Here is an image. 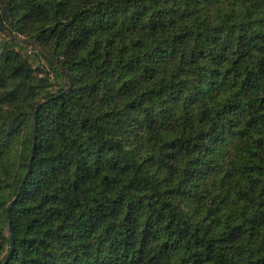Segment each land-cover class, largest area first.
<instances>
[{
	"label": "trees",
	"instance_id": "trees-1",
	"mask_svg": "<svg viewBox=\"0 0 264 264\" xmlns=\"http://www.w3.org/2000/svg\"><path fill=\"white\" fill-rule=\"evenodd\" d=\"M0 15V264H264V0Z\"/></svg>",
	"mask_w": 264,
	"mask_h": 264
},
{
	"label": "water",
	"instance_id": "water-1",
	"mask_svg": "<svg viewBox=\"0 0 264 264\" xmlns=\"http://www.w3.org/2000/svg\"><path fill=\"white\" fill-rule=\"evenodd\" d=\"M0 32L3 33L6 37H8V38H10L12 40H15L17 42L28 44V45H31V46L35 47L37 49V51L42 53L45 57H47L50 61H52L60 69V71L65 75V83L66 84H70L69 76L65 72L63 66L60 65L59 61L56 60L53 57V55L49 51H47L45 48H43L38 42H36V41H34V40L30 39V38H23V37L15 34V33L9 32L5 28V25L2 22L1 15H0ZM66 90H68V89H66ZM41 104H42V102L38 105V107ZM38 107H36L35 110H34V113H33L34 117H36ZM35 142H36V128L34 130V144H35ZM9 209H10V205L7 208V216L9 215ZM5 234H6L7 239L10 242V252H11L13 250L14 242H13V239H12V232H11L10 224L7 225V227L5 229Z\"/></svg>",
	"mask_w": 264,
	"mask_h": 264
}]
</instances>
